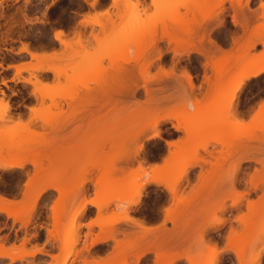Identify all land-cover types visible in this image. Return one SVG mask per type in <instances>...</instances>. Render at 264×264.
I'll use <instances>...</instances> for the list:
<instances>
[{"label":"rangeland","instance_id":"obj_1","mask_svg":"<svg viewBox=\"0 0 264 264\" xmlns=\"http://www.w3.org/2000/svg\"><path fill=\"white\" fill-rule=\"evenodd\" d=\"M94 1L13 0L0 6V64L16 62L21 66L18 73L15 69L11 77L6 72L0 79V85H4L0 88V163L19 155L25 160L23 168H15L12 172L0 167V194L12 204L15 202L14 211L28 215L14 219L7 212L0 211V251L9 254V257H0V264L17 261L19 264H57L63 255L65 230L70 225L76 230L70 235L73 243L65 264L71 258L69 264H91L95 244L91 240L107 238L112 239L114 245L105 264H130L131 261L125 259L130 251L137 258L141 256L134 252L139 240L149 244L148 249L154 250L157 259L168 257L167 264H173L181 257L190 259L193 264H218L221 251L215 245L207 254L197 249L192 251L187 245L192 236L197 245L203 238L204 228L225 223L228 218L224 214L229 207L243 204L245 207V211L234 219L242 229L231 227V232L239 235L236 240L252 244L253 240L264 235V108L260 106L264 99H258L264 93V76L240 82L242 78L236 75V69L244 62L264 59V10L260 7L264 0H249L247 3L239 0L240 7L246 12L244 29L234 26L231 21V8L237 7L238 0H97L95 4ZM218 18L224 24L217 26ZM210 20L216 22V26L212 23L214 28L209 36L224 51L215 53L214 58L222 59V65L205 66L204 58L195 52L198 45L189 42L190 39L207 37L201 29V32L189 31H194L197 23L204 26L211 23ZM57 28L64 30L66 44L55 40ZM136 33H144L143 39L134 38ZM166 35L184 40L178 44L169 43ZM150 37L161 40L152 48ZM20 43L21 47L25 43L32 51H39L38 56L18 55L16 51L26 52L16 48ZM156 46L162 51L160 60L155 59L154 50H149L156 49ZM146 59L152 63L147 75L149 83L154 88H162L155 95L158 100L154 104L148 103L149 107L141 104L146 103L143 102L146 98L141 77H138L140 87L134 97L122 94L116 102L107 98L89 99L88 105L81 103L85 85L94 92L102 80L103 83L108 80L112 69ZM85 60L88 65L78 70ZM104 60H107L106 64ZM253 66L256 68L257 64ZM217 67L229 70L224 76H217ZM251 67L249 71L254 69ZM162 68L173 73L163 75ZM183 70L195 75L193 93L186 84ZM9 80L13 81L11 85ZM207 80L213 84L211 92L207 91ZM222 84L240 85L228 108L233 119L228 124L229 130L226 125L221 126L229 99L218 102L214 122L219 121L215 126H208V115L199 116L191 124L192 139L182 129L172 127L186 112L209 103L211 99L206 98V92L214 96ZM10 99H19V107L27 105L26 118L22 114L14 118L11 112L15 110ZM254 100L259 102L250 117L242 116L241 103L245 108ZM151 109L154 111L150 112ZM172 114H176V118L160 119ZM156 119L160 122L155 123ZM236 123L240 127V123H245L250 128L249 136L254 137L249 138L247 131L238 128ZM187 126L190 128V124ZM238 129L240 133L233 139L231 147L226 146L227 143L209 141L210 136L220 131L226 135ZM158 130L167 140L175 142L176 139L177 144V139L186 142L168 147L161 139L149 137ZM241 144L245 146L244 152L240 150ZM139 145L142 146L139 160L137 156L131 158ZM7 147L14 150L9 151ZM228 150L231 154L227 157ZM168 154L172 156L171 160ZM242 155L248 160H242ZM142 156L146 161L143 159V164H139ZM163 157L170 161L165 164ZM202 158L209 162L202 161ZM148 161L159 163L152 167ZM112 163L121 168L110 169ZM138 172V176L131 177ZM129 177L142 186L123 189L122 185ZM100 179L111 183L98 188ZM152 179L161 182L155 183ZM175 180L177 184L172 193L169 185ZM88 182H93V191H90ZM149 183L156 186L147 188ZM11 186L18 188L12 197L2 191ZM42 188L44 190L40 192ZM50 188L57 192L55 197L44 194ZM256 192L259 195L253 199ZM138 196L139 201L133 204L139 206L130 213L132 203L129 201ZM89 200H98L92 203L96 205V215L85 222L92 214L86 212ZM82 205L83 211L73 216ZM160 209L164 212L160 232L152 233L145 228L146 232L138 234L128 226L120 225L131 222L143 228L133 216H157ZM205 210L210 213L206 218L203 217ZM169 223L171 228L166 226ZM45 225L48 226L49 239L53 240L52 249L38 244L42 241V227ZM84 227L87 229L82 232ZM95 228L99 230L97 234H94ZM13 230L14 239L10 243ZM29 240H35L36 244L30 246ZM161 240L179 242L184 245L183 252L156 247V242ZM58 245L60 253L55 254ZM104 248L98 247V250ZM35 249L40 250L35 253L41 255L38 258H33L35 254L29 255ZM262 250L253 251L248 245L238 251L237 258L243 264H252L258 257L248 261ZM48 257L51 260L46 262Z\"/></svg>","mask_w":264,"mask_h":264},{"label":"bare ground","instance_id":"obj_2","mask_svg":"<svg viewBox=\"0 0 264 264\" xmlns=\"http://www.w3.org/2000/svg\"><path fill=\"white\" fill-rule=\"evenodd\" d=\"M236 1V0H235ZM249 0H246V3L248 2ZM96 2H97V0H96ZM95 1L93 2L94 4L96 3ZM263 2V1H262ZM236 3H237V7H232L231 9V21H232V23H233V25L235 26V25H237L238 27H241V29H244V28H246L245 26H246V23H247V18H246V15H245V13L246 12H244L245 11V9H243L242 8V6L240 7V5H242V4H240L241 2H239V0L238 1H236ZM243 3V2H242ZM244 5V4H243ZM246 5V4H245ZM249 11H250V9H248ZM264 10V9H263ZM24 11H22V12H20V13H23ZM251 12H252V10H251ZM262 10H261V13H260V16L262 15ZM21 15V14H20ZM22 16V15H21ZM16 18V17H15ZM19 18V17H18ZM219 19V18H218ZM217 19H215L214 21H216ZM13 21V20H12ZM211 21V23H209V22H207V23H205L204 24V26H202V25H200V24H196V29L193 31V30H191V31H189V32H197L198 30L201 32V30H203V32H205V33H207V37L204 39L203 37H200V38H198V39H190L189 40V42H192V43H195L196 45H198V48L196 47L195 48V52L196 53H198V55H201L203 58H204V61L205 62H203L204 63V65L205 66H207V64L209 65V64H211V65H222V63H220V61L222 60H218V58L217 59H215L214 57H215V53H217V52H219V54H221V53H224V51H222L220 48L221 47H219L218 45H217V42L216 41H214L212 38H211V35L209 36V33H210V31L214 28V26H216V24H217V26L218 25H222V23L224 24V21H222V19H219V21H217V23L216 22H214V21H212V20H210ZM235 21V22H234ZM12 23V22H11ZM212 23H216L215 25L214 24H212ZM11 25V24H10ZM14 25V24H13ZM16 25V24H15ZM212 25H214L213 27H212ZM10 29V28H9ZM201 29V30H200ZM11 30V29H10ZM164 31V30H163ZM243 31V30H242ZM57 33H59L60 34V36H61V39L60 40H57L56 39V36H57ZM167 33V32H166ZM199 33V32H198ZM168 34V33H167ZM64 30H62V29H56L55 31H54V38H55V40H57V41H59V42H61V43H65L66 44V42L67 41H65V39H64ZM164 35H165V33H164ZM150 38H152L150 41H151V43H149V44H151L152 45V48H153V46L155 47V45H157L158 43H159V41L161 40L160 38H156V37H150ZM166 38H167V40H168V42L169 43H171V42H173V43H179V42H181L182 40H184V39H182V40H179V39H177V38H175V36H168V35H166ZM0 41H2V40H0ZM149 41V42H150ZM150 45V46H151ZM158 46H156V49L154 48V49H152L151 47V49H149L150 51H152V50H154L155 51V53H154V51L152 52V53H154L155 54V59H158V60H160V58H161V55H162V51L160 50V48L158 47ZM30 50H31V48H29ZM20 50H24V51H26V52H28L29 54H30V56H32V57H37L38 56V52L37 53H35V52H32V50L31 51H29L28 50V46H26V45H23V47H20ZM43 51V50H42ZM174 51V53H176L177 54V50H173ZM225 52H227L226 50H225ZM37 54V55H36ZM227 53H225V55H226ZM154 56V55H153ZM217 56V55H216ZM223 56V55H222ZM218 57V56H217ZM232 57V56H231ZM230 57V58H231ZM223 62V61H222ZM225 62V61H224ZM88 61L87 60H85L80 66H79V69L78 70H81V69H84L87 65H88ZM253 64H257L258 66H257V68H255V69H253L252 71H247V70H249V68H250V66H252ZM10 65V64H9ZM150 65H152V63L149 61V60H143V61H135V63L134 64H132V65H127V66H123V67H121V68H114V69H112V71L111 72H109L108 74V76H109V78H108V80H106L104 83H106V84H104L103 83V80L101 81V83H99L100 85V87L98 88V89H94V92L92 91H90L89 89H88V87L85 85L84 86V89L86 90V92H85V95H83V97H81V103H85L84 105H88L87 103H88V100L90 99H94V101H95V99L97 100V99H107V100H109V101H113V102H116V101H118V96H120V95H122V94H124V95H130V97L132 96V97H134L135 96V94H136V91H137V89H138V87H140V86H138V77H141V79L143 78V84L141 85V86H143L142 88H143V90H144V93H145V98L146 99H144L143 100V102H146L147 103V105H146V103H141L140 101H137V102H140L141 104H143V106H147V107H149L150 105L149 104H154L155 102H156V100H158V99H155V95L157 94V92H159V91H161V87L160 88H154L153 86H152V83H149V79L150 78H148L149 76H147L149 73H148V71H149V68H150ZM0 66H1V64H0ZM15 67V69H16V73H18V71L21 69V66H18V65H16V66H14ZM227 69V68H226ZM226 69H223V68H219V67H217L216 68V74H217V76H224L225 74H226V72H228V70L226 71ZM237 70V74L236 75H238L240 78H242V80L240 81V82H242L244 79H252V78H257L259 75H260V73H261V71L262 70H264V59H259V58H255V59H252V60H249V61H246V62H244L243 64H241L240 66H238V69H236ZM102 73V72H101ZM101 73H99V74H101ZM173 73V71L172 70H170V71H168V70H164L163 68H162V73L161 74H163V75H171ZM253 73H255V75H253ZM103 74V73H102ZM182 74L185 76V80H186V84L188 85V87L190 88V91H192V93H193V90H194V88H195V86H194V82H193V75L190 73V72H188L187 70H183V72H182ZM35 78V81L34 82H37V78L36 77H34ZM219 78V77H218ZM140 79V78H139ZM140 79V80H141ZM158 79H160L159 77H158ZM221 79V78H220ZM139 80V81H140ZM239 80V79H238ZM158 82H159V80H157ZM231 81H233V80H231ZM150 82H152V81H150ZM174 82H175V80H174ZM207 82H208V89H207V91L209 90L210 92H211V90H212V86H213V84L211 83V82H209L208 80H207ZM3 84H4V81H3ZM103 84V85H102ZM240 84H242V83H240ZM102 85V86H101ZM239 88H240V85H233V86H226V85H224V84H222L221 85V87H218V90L216 91V94L214 95V96H212V94H210V92H206V98L207 99H211L210 101H209V103H207L206 105H198L197 107H195V109L192 111V112H186L185 114H184V116L183 117H181V118H177V124H172L173 126L172 127H174V129L175 130H180V129H182L183 131H184V133H188V136H190V139H192L191 137H192V135H191V124H193V122H196L195 120L199 117V116H202V115H208V117L210 118V121H208L209 123H207L208 124V126H210V127H213V126H215L216 125V123H217V121H219L218 119H217V121L216 122H214L215 121V115L217 114V107L219 106V103H221V101H224V100H222V99H229L225 104L227 105V113H226V115H225V120H224V123H222V125L221 126H223V124L224 125H226L225 127L228 129V124H230L231 123V121H233V119L231 118V114L228 112V108L230 107V105H231V99H233L234 97H235V93H236V91L237 90H239ZM210 94V95H209ZM192 96L194 95V94H191ZM1 98V97H0ZM2 99V98H1ZM83 99H86L85 101L83 100ZM110 99H112V100H110ZM89 100V104H90V101ZM221 100V101H220ZM136 101V100H135ZM220 101V102H219ZM98 102H99V100H98ZM219 102V103H218ZM133 103H135V102H133ZM149 103V104H148ZM145 104V105H144ZM134 105H136V104H134ZM156 105V104H155ZM9 106L7 105V108H8ZM136 107V106H135ZM152 108H153V106H152ZM139 109V108H138ZM137 110V109H136ZM149 109H147V111H148ZM143 111V110H142ZM152 111H154V109H151V111L150 112H152ZM143 113H146V110H145V112L143 111ZM19 117V116H18ZM171 117H175L176 118V114H172V115H170V116H165L164 118L162 117V118H160V119H164L165 120V118H171ZM17 118V117H16ZM21 118V117H20ZM160 119H156L155 120V123H158V122H160ZM232 119V120H231ZM239 119V118H238ZM242 121V120H241ZM181 123V124H180ZM184 123V124H183ZM187 123H188V125L190 124V128H189V126H187ZM183 124V125H182ZM215 124V125H214ZM220 124V123H219ZM238 126V128L240 127V125L238 124V123H236ZM241 124V129L242 130H245V132L247 133V135H248V137L250 138H253L254 137V135H251V136H249V134H250V128L244 123H240ZM184 125H185V127H184ZM219 126V125H218ZM242 126H243V128H242ZM245 126V127H244ZM188 127V128H187ZM186 128V129H185ZM181 130V131H182ZM186 130V131H185ZM229 130V129H228ZM249 130V131H248ZM240 129H238V131L236 130L235 132H234V130L232 131L231 130V132L232 133H227L226 135L224 134H220V133H223V132H219V134H213L212 135V137L210 136V140L209 141H213V142H218V143H221V144H224L225 143V145H226V143H227V145L226 146H229V147H231V145H232V142H233V139H235V137H237V134H239L240 132ZM191 132V133H190ZM229 132V131H228ZM244 132V133H245ZM190 134V135H189ZM242 134V133H241ZM178 136V135H177ZM187 136V140L189 139V137ZM253 136V137H252ZM149 137H153V138H158V139H162L163 138V136H162V134H161V131H156V132H154L152 135H150ZM243 137H246V135H244L243 134ZM247 138V137H246ZM248 139V138H247ZM163 140H165V142H166V144H168L169 146H171V145H178V144H180V143H184V139H177V141H178V144L176 143V139H175V142H172V141H168V140H166V139H163ZM183 140V141H182ZM223 140H225V141H223ZM180 142V143H179ZM186 142V141H185ZM208 143V142H207ZM207 143H204L205 145L207 144ZM205 145H203V146H205ZM242 145V144H241ZM168 146V147H169ZM233 146V145H232ZM167 147V148H168ZM243 147V148H242ZM242 147L240 148V150L242 151V152H244L243 150H246V149H244V147L245 146H243L242 145ZM142 148V146H140L139 145V148L137 149V150H135L132 154V156H131V158L133 157H136L137 159H138V154L140 153V149ZM7 149L9 150V151H12V150H14V148H11V147H7ZM172 152H174V151H172ZM1 153V152H0ZM145 154V153H144ZM169 154H171V151H169ZM168 154V156L170 157V160L172 159V156L171 155H169ZM210 154V153H209ZM231 154V151H227V157L229 156ZM244 154V153H243ZM143 158L141 159L142 161H138V162H140L139 164H143V162H144V156H142ZM222 157H224V158H226V156H222ZM242 158V160H248V157L247 156H244L243 157V155L241 156ZM247 157V158H246ZM130 157H129V159L131 160V161H134V159H131ZM135 158V159H136ZM164 158V157H163ZM193 158L195 159L196 157L195 156H193ZM192 158V159H193ZM144 159V160H143ZM148 159V158H147ZM164 159H166V160H164ZM163 160H164V163L166 164L167 163V161H170L169 160V158L167 157V158H164ZM129 160V161H130ZM139 160V159H138ZM202 161L203 160H205V162L207 161L205 158H202L201 159ZM24 157L22 156V155H19V156H16L13 160H11V161H5V162H3L2 161V163H0V167H2L3 169H5V168H7V169H9V168H23V166H24ZM31 161V160H30ZM127 161H128V159H127ZM130 161V162H131ZM146 161V160H145ZM33 162V161H32ZM207 162H209V161H207ZM239 159H238V164H239ZM157 167H159V165H157ZM117 168H121V166H118V165H116V164H114V163H112V165H111V167H110V169H112V170H114V169H117ZM181 171V170H180ZM183 171V170H182ZM185 171H186V169H185ZM230 173V172H229ZM140 173L138 172V173H135L133 176H131V177H134V176H138ZM232 174V173H231ZM131 177H129L128 179H127V181L122 185V188L123 189H126V188H128V187H130V186H135V187H137V188H140L141 186H142V184L141 183H135V182H133L132 180H131ZM228 177V176H227ZM150 178H152V177H150ZM229 178V177H228ZM152 182H155V183H158V182H161L160 180H158V179H152L151 180ZM150 182V181H149ZM109 183H111V181L110 180H98V188H101V187H104V186H106V185H108ZM177 184V181L175 180V182H173L172 184H170L169 185V190L173 193L174 191V189H173V186H175ZM45 189H46V187H45ZM44 190V188H42L41 190H40V192H42ZM39 192V193H40ZM3 195V194H2ZM1 194H0V211H4V212H7V214L8 215H10V216H12V217H14V219H18V218H22L23 216H25L26 214L24 213V212H21V211H14L13 210V204L15 203H11V201L9 200V199H7V198H5L4 196H2ZM174 196V195H173ZM12 200V199H11ZM98 200H89V201H87V202H90V203H96ZM139 201V196L137 197V198H134V199H130V203H137ZM13 202V201H12ZM86 202V203H87ZM235 202H237V200L235 201ZM235 202H233V203H235ZM83 208H84V205H82L80 208H78L75 212H73V216H76V215H78L79 213H81L82 211H83ZM28 214V213H27ZM27 217H28V215H26ZM137 220H139V219H136V221ZM137 223V222H136ZM139 223V222H138ZM137 225V224H136ZM143 225V224H142ZM141 227V226H140ZM143 229H145V227L143 226ZM142 229V230H143ZM76 230V227H74L73 225H70L66 230H65V234L67 235V237H66V239H65V243H64V249H63V255L61 256V258L58 260V262H57V264H65V262L67 261V258H68V256H69V248L72 246V243H73V241H72V239L70 238V235L74 232ZM125 230V229H124ZM149 230V229H148ZM151 232V231H150ZM101 238V237H100ZM98 241H101V239H95L94 241H93V239L91 240V242L92 243H96V242H98ZM103 241V240H102ZM92 243H91V245H92ZM241 245H244V243L243 242H240V241H238V240H236L233 244H232V247H233V249H236L235 247H238V246H241ZM247 245V244H246ZM248 245H250L249 243H248ZM247 245V246H248ZM263 249H264V247H262ZM37 252H40V250L39 249H35V250H33V251H31L30 253H29V255L30 256H33L35 253H37ZM214 252V251H213ZM236 252H238V251H236ZM235 252V253H236ZM9 254L7 253V252H5L4 250H1L0 251V257H6V256H8ZM261 255V251H259L253 258H251L249 261L248 260H246V261H248V262H251L253 259H256L257 257H259ZM9 257V256H8ZM10 258L12 259V260H15V257H13V256H10ZM189 258V257H188ZM172 262H173V260H172ZM240 262V261H239ZM107 264V263H106ZM242 264V263H241Z\"/></svg>","mask_w":264,"mask_h":264},{"label":"crops","instance_id":"obj_3","mask_svg":"<svg viewBox=\"0 0 264 264\" xmlns=\"http://www.w3.org/2000/svg\"><path fill=\"white\" fill-rule=\"evenodd\" d=\"M13 0H0V6L11 2ZM23 45L28 46L25 43H22V47ZM21 47V43L17 44L16 48H20ZM261 49V45L259 46V50ZM28 50L31 51L28 47ZM34 52V51H32ZM39 52V51H37ZM16 53L18 55H24L29 57V53L28 52H18L16 51ZM36 53V52H35ZM37 55V54H36ZM256 65V64H255ZM16 66V62L14 63H9L5 62L3 65L0 66V79L2 78V74L9 72L10 73V77L14 74L15 71V67ZM258 66V65H257ZM256 66V68H257ZM251 67V66H250ZM254 68V66L252 65L251 69ZM255 69V68H254ZM249 71V70H247ZM252 71V70H251ZM13 83L12 80H9V84L11 85ZM1 84V82H0ZM0 88H4V85H0ZM258 99H262V98H258ZM11 104H12V109L15 110V112H11V114L14 115V118L17 117V114H22L23 117L26 118L27 114H28V109H27V105H23L22 107H19V99H10ZM258 100H254L252 101L250 104H248V106H246L245 108L242 106L241 103V107H240V114L242 116H245L246 118L250 117V115L252 114L253 110L255 109V105L258 104ZM19 111V112H18ZM164 137L161 139L162 141L165 142ZM167 140V139H166ZM170 141V140H168ZM166 144V142H165ZM168 145V144H167ZM169 146V145H168ZM159 162H149L148 161V165L150 166H154ZM29 165H27L28 167ZM16 170L15 168L12 169H7V172H12ZM89 186L90 191H93V182H88L87 184ZM152 186H156L153 183H149L147 184V188L148 187H152ZM2 191H5L8 195H10V197L14 196V192H18V188L15 187L13 188L11 187H5ZM44 194H52L53 197H55L57 195V192L50 188L48 190L45 191ZM259 195V192H256L253 196V199H255L256 196ZM220 196H223V193H220ZM170 195L168 194V198L170 200ZM144 200V197L142 198V201ZM141 201V202H142ZM139 205L138 204H131L129 205V210L130 213H133L137 207ZM87 209L86 212L88 213H92L89 214L86 219L85 222H88L89 220L93 219L96 215V205L92 204V203H88L87 204ZM242 211H245V207L244 204L241 207H229L224 216L228 218V220L220 225H216L214 227H208V228H204L203 229V238L199 243L196 245L194 244V238L193 236L190 239V244L187 245V247L191 248L192 251H195L194 249H197L198 251H203L204 253H208L210 248H212L214 245L221 251L220 254V261L218 264H243V262H239V259L237 258V253L236 251H240L242 249H244L245 247H247L246 244L235 247L236 249H233L232 244L236 241V237L239 236L237 233H232L231 232V227H234L236 230H241L242 229V225L235 221V217ZM163 209H160V213L157 216H153V217H145V216H137L134 215L133 217L136 219H139V221L143 224V226L146 228V230L151 231L152 233H157L160 232L162 230V221H163ZM207 216H210V213L207 212L206 210L203 212V217L206 218ZM128 226V228L134 232H137L138 234H142L143 232H146L145 229L141 228V227H137L136 225H134L131 222H125L120 224ZM167 228H171L172 224L169 223L168 225H166ZM42 241L39 244V246L41 245H45L46 247H48L49 249H52L53 246V240L49 239V233H48V226L45 225L42 227ZM87 227H84L82 229V232L86 231ZM143 229V230H142ZM15 230H13V234H12V240L10 243H12L13 239H14V233ZM99 232V230L97 228L94 229V234H97ZM239 241V240H238ZM177 241H172V242H167L165 240H161V241H157L156 242V247H160L163 249H168L170 251H174L176 250V252L181 253L183 252L184 249V245H181L179 242L176 243ZM248 242V241H247ZM36 244L35 240H29V245L30 246H34ZM114 245V241L112 239H103V241H99L97 243H95L92 246V251H91V255L93 256V259L90 258V263L91 264H105L104 262H106L109 259V254L112 251ZM106 247L104 249H102V251L98 250V247ZM135 251L134 252H138L141 254V256H139L138 258L135 257L134 253L130 251L129 255L125 257V259L130 260L131 263L130 264H167L168 262V257H164L161 259H157L155 257V252L152 249H148L149 248V244L145 241L139 240L138 244L135 246ZM251 250L255 251L258 250L259 248L262 249V247H264V235L259 236L258 238H256L255 240H253L252 244H250ZM33 251V250H32ZM236 252V253H235ZM60 250H59V245L56 248L55 254H59ZM40 254H35L33 256V258H38L40 257ZM32 257H30L29 259H31ZM61 258V256H60ZM59 258V259H60ZM46 262L50 261V257L46 258ZM58 259V260H59ZM190 260V259H189ZM187 258L185 257H181L179 259H177L173 264H193V261H189ZM58 262V261H57ZM72 262V258L68 260V264ZM262 262H264V249L261 251V255L252 263V264H262ZM14 264H19V261L15 262ZM204 264V262H203Z\"/></svg>","mask_w":264,"mask_h":264},{"label":"snow or ice","instance_id":"obj_4","mask_svg":"<svg viewBox=\"0 0 264 264\" xmlns=\"http://www.w3.org/2000/svg\"><path fill=\"white\" fill-rule=\"evenodd\" d=\"M260 7H261V9H264V2H262L260 4ZM32 22L35 23L37 21H32ZM143 37H144V33H136L134 38H136V39H143ZM56 39L57 40H60L61 39V36H60L59 33H57ZM104 63L106 64L107 63V60H104ZM253 75H255V73H253ZM260 75L264 76V70L261 71ZM261 98L264 99V93L261 94ZM260 106H261V108H264V103H261ZM262 264H264V262H262Z\"/></svg>","mask_w":264,"mask_h":264},{"label":"flooded vegetation","instance_id":"obj_5","mask_svg":"<svg viewBox=\"0 0 264 264\" xmlns=\"http://www.w3.org/2000/svg\"><path fill=\"white\" fill-rule=\"evenodd\" d=\"M193 76H195V75H193Z\"/></svg>","mask_w":264,"mask_h":264}]
</instances>
